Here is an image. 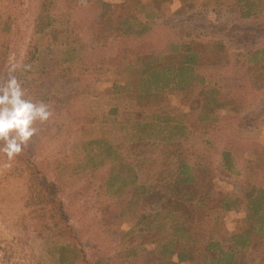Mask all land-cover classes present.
<instances>
[{"label": "rangeland", "instance_id": "rangeland-1", "mask_svg": "<svg viewBox=\"0 0 264 264\" xmlns=\"http://www.w3.org/2000/svg\"><path fill=\"white\" fill-rule=\"evenodd\" d=\"M12 75L52 114L0 159V264L73 247L76 264H180L157 240L195 211L187 264L249 229L237 258L264 264V0H0ZM183 163L196 180L175 187Z\"/></svg>", "mask_w": 264, "mask_h": 264}, {"label": "trees", "instance_id": "trees-1", "mask_svg": "<svg viewBox=\"0 0 264 264\" xmlns=\"http://www.w3.org/2000/svg\"><path fill=\"white\" fill-rule=\"evenodd\" d=\"M260 4H257L253 1H249L246 7L243 8L244 16L250 15L252 12H257L259 11ZM43 20V18H42ZM38 25H36V31L38 32H43L48 26L47 23L40 24L37 22ZM154 79H157V76H154ZM183 168L187 169L184 171V169H181L179 175L184 174V178L178 177L175 180V187L179 186L181 183L186 185V187L190 184L193 183V181L196 180V177L192 174L191 168L193 165L189 164H182ZM186 193L191 196L189 197V203L192 201L193 197L196 196L197 192L193 188H186ZM171 199V198H170ZM169 204L171 205V202L169 201ZM192 206V205H190ZM194 206V204H193ZM166 207V204H165ZM164 208V206H163ZM177 208V207H176ZM165 211V209H164ZM178 212V211H177ZM187 213H176L177 217H179L180 222H176V226L174 227V230L172 234L169 236L168 240H157V244H163L162 246L164 247V250L166 252H161V255L164 256H173V255H178L180 259H194L196 255V246H194L193 243L190 240H194V235L191 233V226L194 222V220L197 218V214L195 211V216H192L190 212ZM184 215L186 217L181 216ZM260 220H262V226L260 227V231L262 232L264 230L263 224H264V215L259 216ZM177 219V218H176ZM152 230H157L158 228H151ZM149 231V228L146 229V231ZM151 230V231H152ZM155 232V231H154ZM178 232V234H177ZM250 232L251 229L248 230L245 234H234L233 237L236 238V241L231 244H224L221 241L217 240H210L208 241L205 246L202 249V253L205 257L208 258L209 264H247L245 262L239 261L237 258V252L239 249L244 248L250 244ZM177 235L179 237H177ZM196 244V243H195ZM64 246H62L63 248ZM71 249V254L72 257L70 260H66L65 256L63 253L59 256L58 262L59 264H65L66 262L68 264H76L79 255H78V249L76 247L70 248ZM70 254V255H71Z\"/></svg>", "mask_w": 264, "mask_h": 264}, {"label": "clouds", "instance_id": "clouds-1", "mask_svg": "<svg viewBox=\"0 0 264 264\" xmlns=\"http://www.w3.org/2000/svg\"><path fill=\"white\" fill-rule=\"evenodd\" d=\"M15 68L13 65L10 70ZM25 96V89L15 75L0 86V159L6 157L7 167L36 134L35 122L47 121L52 114L47 104Z\"/></svg>", "mask_w": 264, "mask_h": 264}, {"label": "crops", "instance_id": "crops-1", "mask_svg": "<svg viewBox=\"0 0 264 264\" xmlns=\"http://www.w3.org/2000/svg\"><path fill=\"white\" fill-rule=\"evenodd\" d=\"M173 259H175L176 261H178L180 264H187L190 262L191 259H180L178 255H173L172 256ZM181 260V261H180Z\"/></svg>", "mask_w": 264, "mask_h": 264}]
</instances>
